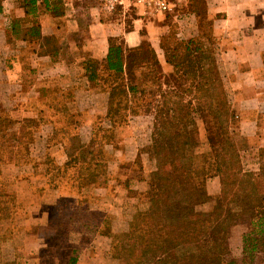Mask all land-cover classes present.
Instances as JSON below:
<instances>
[{
    "label": "crops",
    "instance_id": "1",
    "mask_svg": "<svg viewBox=\"0 0 264 264\" xmlns=\"http://www.w3.org/2000/svg\"><path fill=\"white\" fill-rule=\"evenodd\" d=\"M205 9L213 19L219 71L238 115V134L264 147V0H205ZM134 15L127 31L126 22L101 21L96 0L36 1L32 10L27 0H0V114L5 117L0 127L12 119L18 131L29 130L30 161L0 169L1 181L23 208V229L10 243L17 264H60L49 259L45 243L53 235L41 231L50 229L47 224L63 209L109 217L112 233L144 200L154 166L145 151L152 117L129 114L121 124L110 120L108 74L88 67V61L105 59L109 37H119L129 48L146 40L162 70L170 71L161 50L165 18ZM186 17L194 25L184 26L181 34L193 37L194 16L180 19ZM74 144H94L91 150L104 160V172L90 181L71 179L77 168L65 164L80 155ZM29 226L38 232L26 233ZM84 236L79 231L67 236L77 249L75 264L115 263L111 239L100 226L86 241Z\"/></svg>",
    "mask_w": 264,
    "mask_h": 264
},
{
    "label": "trees",
    "instance_id": "2",
    "mask_svg": "<svg viewBox=\"0 0 264 264\" xmlns=\"http://www.w3.org/2000/svg\"><path fill=\"white\" fill-rule=\"evenodd\" d=\"M36 1L44 0H27V7L32 10ZM174 2L177 7L185 8L186 14L194 16L197 33L185 40L175 39L172 46L168 44L169 50L165 40L170 37L171 25H164L161 50L169 72L159 68L156 52L146 40L129 48L119 37H109L105 59L101 63L88 61L92 72L100 69L108 74L107 117L113 122L125 121L124 111L131 95L148 92L160 99L154 105V127L145 148L154 161L145 201L112 233L109 217L63 209L58 219L50 220L47 227L53 228L55 236L64 240L66 253L51 251L49 259L75 264L77 249H73V239L67 236L79 231L85 235L82 241H86L94 228L100 226L111 239L110 257L119 264H233L228 261L230 249L226 235L231 226L241 222L251 226L241 237L243 256L259 262L264 258V150L258 151L257 171H244L240 153L244 150L245 138L231 128L234 113L217 67L213 19L206 14L205 0ZM117 20L110 17L107 21ZM125 28L131 30L132 24ZM12 31L18 37L19 32L14 28ZM147 83L155 89L146 88ZM186 85L196 104L183 102ZM5 122L7 125L0 127V166L28 163L29 130L22 127L18 131L12 120ZM155 129L161 132H154ZM202 130L209 149L199 153ZM74 146L80 148V155L67 162L65 169L77 168L71 179L77 176L90 181L94 177L91 168L100 161L91 150L94 144L91 148ZM16 152L20 154L16 156ZM97 152L101 155L102 151L97 148ZM209 174L219 179V193L214 197L206 196L204 191ZM200 203L209 204V209L192 217L190 207ZM22 211L14 192L0 179V220L13 221L17 226L16 230L0 234V264H16L9 258L7 246L17 231L23 229ZM37 232L35 226L26 229L28 234ZM47 238V247L55 250L56 246Z\"/></svg>",
    "mask_w": 264,
    "mask_h": 264
},
{
    "label": "rangeland",
    "instance_id": "3",
    "mask_svg": "<svg viewBox=\"0 0 264 264\" xmlns=\"http://www.w3.org/2000/svg\"><path fill=\"white\" fill-rule=\"evenodd\" d=\"M99 3H100V0H96V6L97 7H99ZM186 13H187V11L185 8L177 7V5H176L174 8V11L168 13L167 17L164 20L165 24H169V26L171 25L170 31H169L170 37L166 38V40H165V43L167 44V48H170L169 50H171L170 46H172L174 44L175 39L185 40V39L191 37L190 36V37L184 38L183 35H185V34H181L184 26H185V29L188 30L191 28V26L193 27V25H194V21L191 17H186V18H188L186 20H184V18L180 19L181 16L187 15ZM99 16L103 20H106V21L109 20L110 17L117 18L118 23L126 22L125 23L126 26H127V24H132L131 23L132 19H128V18L135 17L133 12L126 13L125 15L116 14V15L110 16V15L104 14L100 10H99ZM123 18H126V19L124 20ZM183 21H185L186 23H182ZM120 25H122V24H120ZM117 28H119V25H116V29ZM217 67H218V71H219V61H218ZM159 68H162L160 64H159ZM219 74H220V71H219ZM220 76H221V74H220ZM222 82H223V79H222ZM160 83H161V81H160ZM128 85L130 86V81L128 82ZM150 85H151V83H147L146 88L155 89L154 85H151V86ZM223 87H224L226 94L228 96V100L230 102L231 110L234 113L233 118L231 119V128H232V130H235L236 133H238V131H237L238 121H239V119L237 117L238 115H237L236 111H234L232 108L231 96L228 93V91L224 85V82H223ZM184 89H185V94L183 95V99H182L183 102H185V101L189 102L190 101L192 104H196L197 100H193L192 94L188 92L190 90L189 86L186 85ZM159 100L160 99L158 97L153 96L152 94H150L148 92H144L141 95H138V94L131 95L128 97V107H127V110L124 111L125 116H128L129 114H131L132 116H142V117L150 116V117H153L154 105L156 104L155 102L159 101ZM130 110H131V112H130ZM1 119H5V117L2 118V114H0V121H1ZM10 120H12V119H10ZM199 124L201 125L202 123L199 122ZM153 127H154V124H153V119H152V130H153ZM13 128L14 127H12V125H11L10 129L13 130ZM12 130H11V133H13ZM154 132L158 133L161 131H158L157 129H155ZM201 134L202 135L200 137H202V139L200 141L197 152L204 153V152L208 151L209 147H208L207 141L205 140V133L203 130L201 131ZM5 145H6V141H4V146ZM244 146H245L244 150L241 151V153H240L241 164H242L244 171H257V168H258L257 163L259 161L258 160V153H259L258 151L261 149L264 150V147L258 148V142L257 141L250 142L247 139H245ZM0 153H2V151ZM12 153H13V151H12ZM3 154H5V152ZM150 158H151V156H150ZM11 164H12V162H11ZM104 166H105L104 160L100 159V161H98L96 167L95 168L92 167L91 169H94V171H93L94 174L97 172V174L100 175L104 172ZM208 176L209 177L206 180L204 191H205L206 196L214 197L216 194L219 193V179L214 174H209ZM143 199H144L143 201H145V198H143ZM208 209H209V204L200 203L194 207H190L189 213L192 217H195V216H199L200 214L207 211ZM49 210H50V213L52 215H55L56 207H54V208L52 207ZM18 213H19V210H17L16 214L18 215ZM58 217H59V214H57V218L55 220H57ZM73 226H76L75 223L73 224ZM12 229H15V230L17 229V226H16V224H14L13 221L10 222L8 220H4V221L0 220V234H2L3 232H5L7 230H12ZM249 230H251V226L248 222H241L239 224H235L234 226H231L228 229V232L226 235L227 244H228L229 249H230V255L228 257V261L233 262V264H264V258H262L261 262H259L258 260L254 259L253 257H249L246 255L243 256L242 249H241V237L243 234L249 232ZM30 231H32V229ZM41 232H43L45 235H48V236L50 234L53 235L47 239L50 241V244H52L53 246H56V249L51 250L50 248L47 247V250H49V254H51V251L53 253H55L57 251L60 255L66 253V245H64V240L59 238V236L58 237L55 236L56 231L53 228H50L48 230L41 231ZM14 237H15V235H14ZM7 247H8L7 251H8L9 258L13 259L16 262L15 258H13V255H12L13 254V251H12L13 245L9 243V245ZM111 260L115 261L114 264H119L116 260H114V259H111ZM16 264H17V262H16ZM48 264H53V262L51 260H48Z\"/></svg>",
    "mask_w": 264,
    "mask_h": 264
},
{
    "label": "built area",
    "instance_id": "4",
    "mask_svg": "<svg viewBox=\"0 0 264 264\" xmlns=\"http://www.w3.org/2000/svg\"><path fill=\"white\" fill-rule=\"evenodd\" d=\"M175 6L174 0H100V10L106 15L133 12L143 17L165 16Z\"/></svg>",
    "mask_w": 264,
    "mask_h": 264
}]
</instances>
